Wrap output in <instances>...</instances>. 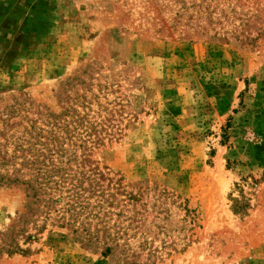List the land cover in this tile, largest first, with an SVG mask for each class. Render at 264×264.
<instances>
[{
  "label": "rangeland",
  "instance_id": "obj_1",
  "mask_svg": "<svg viewBox=\"0 0 264 264\" xmlns=\"http://www.w3.org/2000/svg\"><path fill=\"white\" fill-rule=\"evenodd\" d=\"M42 136L115 239L2 184L0 264H264V0H0V148Z\"/></svg>",
  "mask_w": 264,
  "mask_h": 264
},
{
  "label": "trees",
  "instance_id": "obj_2",
  "mask_svg": "<svg viewBox=\"0 0 264 264\" xmlns=\"http://www.w3.org/2000/svg\"><path fill=\"white\" fill-rule=\"evenodd\" d=\"M42 140L16 143L12 152L0 148V166L5 172L0 174V185L21 184L26 190L28 216L24 217V224L30 216L44 214L45 220H49L56 212L61 225L72 227L86 243L99 242L101 236L114 240L110 226L103 224L99 228L98 222H91V199L95 198L100 209H106L104 204L112 196L101 184L104 176L70 166L69 151L56 143L55 136H42ZM21 156L23 160L18 162ZM113 201L114 197L110 204Z\"/></svg>",
  "mask_w": 264,
  "mask_h": 264
}]
</instances>
